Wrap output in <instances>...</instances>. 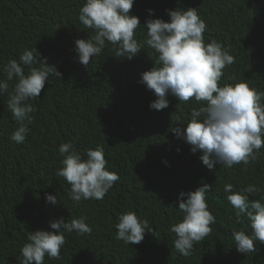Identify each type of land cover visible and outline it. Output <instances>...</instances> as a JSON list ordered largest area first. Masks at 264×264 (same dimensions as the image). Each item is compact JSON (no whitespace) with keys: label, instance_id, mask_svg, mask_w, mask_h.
Returning <instances> with one entry per match:
<instances>
[{"label":"trees","instance_id":"1","mask_svg":"<svg viewBox=\"0 0 264 264\" xmlns=\"http://www.w3.org/2000/svg\"><path fill=\"white\" fill-rule=\"evenodd\" d=\"M84 3L0 0V69L34 47L62 73L58 79L50 76L40 96L29 101L33 122L23 144L10 139L18 125L6 105L8 93L0 95V264H20L28 233L54 231L50 223L56 219L80 217L91 234L65 232L62 258L45 256L44 264H264L259 241L255 253L237 252L233 230L250 235L251 228L244 218L237 223L227 200L231 193L224 191L226 184L233 185V192L251 184L261 191L249 199L264 197V148L247 166L214 164L209 171L199 160L202 153H191V146L171 131L177 117L186 125L199 104L168 95L167 108L149 107L155 96L139 81L143 72L158 66L153 49L145 45L129 60L116 56L114 46L106 43L87 68L78 62L74 42L94 35L78 20ZM188 8H196L207 25L205 43L216 39L235 58L223 69L220 85L245 82L264 92V0H134L129 15L140 21L135 39H146V20L168 22V10ZM15 83L9 82V92ZM69 142L81 154L102 147L107 170L119 175L102 200L74 204L69 199L70 185L56 175L63 159L58 148ZM203 183L212 185L206 203L216 222L192 255L184 257L173 246L170 227L182 219L179 194ZM47 194L57 195L59 202H46ZM128 211L155 230L146 232L140 244L115 239L118 217Z\"/></svg>","mask_w":264,"mask_h":264},{"label":"clouds","instance_id":"2","mask_svg":"<svg viewBox=\"0 0 264 264\" xmlns=\"http://www.w3.org/2000/svg\"><path fill=\"white\" fill-rule=\"evenodd\" d=\"M133 3L134 0H85L78 20L94 35L74 42L78 62L87 68L106 43L114 46L116 56L129 60L147 45L157 54L155 63L158 65L143 72L139 81L155 96L149 107L157 111L167 108L168 95L179 102L199 104L191 109L186 125L177 117L178 123L171 131L191 146V153H202L199 160L203 166L211 171L214 164L230 169L256 161L264 148V92L250 88L245 82L220 85L223 69L234 64L235 58L222 42L211 39L205 43L207 25L196 8L168 10V22L146 20V39L139 43L135 31L140 21L129 15ZM149 13L151 15V10ZM0 71L4 76L0 79V95L8 93L6 105L18 125L10 139L23 144L30 131L28 126L33 122L34 108L29 101L40 96L50 76L58 79L62 73L54 65H48L47 58H41L34 47L25 49L19 60H8ZM13 80L16 83L9 92V82ZM58 152L63 159L56 175L70 185L69 199L74 204L82 200H102L119 180L116 172L107 170L102 147L81 154L69 142L61 144ZM211 190L212 185L203 183L194 192L179 194L178 210L182 219L173 224L170 231L176 237L173 242L176 252L184 257L191 256L194 245L212 232L211 225L216 221L206 203V194ZM224 191L231 193L227 200L233 206L237 223L244 218L251 228L250 235L244 230H233L235 248L241 254L255 253V242L264 244V197L250 200L249 196L261 190L250 184L233 192V185L226 184ZM45 199L52 205L59 202L57 195L47 194ZM50 228L54 231L28 233V242L20 249V264H44L45 256L60 260L66 243L65 232L80 236L92 232L84 217L67 222L63 218L56 219L50 223ZM115 229V239L127 245L140 244L146 232L155 231L147 219L138 218L133 211L119 215Z\"/></svg>","mask_w":264,"mask_h":264}]
</instances>
